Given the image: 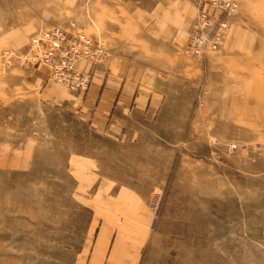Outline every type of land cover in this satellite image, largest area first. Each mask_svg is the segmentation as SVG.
Instances as JSON below:
<instances>
[{
	"label": "rangeland",
	"instance_id": "rangeland-1",
	"mask_svg": "<svg viewBox=\"0 0 264 264\" xmlns=\"http://www.w3.org/2000/svg\"><path fill=\"white\" fill-rule=\"evenodd\" d=\"M234 1L215 41L190 0H0V264H264V0ZM52 26L86 90L22 58ZM121 74L150 105L96 108Z\"/></svg>",
	"mask_w": 264,
	"mask_h": 264
},
{
	"label": "built area",
	"instance_id": "built-area-1",
	"mask_svg": "<svg viewBox=\"0 0 264 264\" xmlns=\"http://www.w3.org/2000/svg\"><path fill=\"white\" fill-rule=\"evenodd\" d=\"M198 11L196 17L203 26L211 30L218 41L221 34L226 30L227 22L217 17L211 20L208 10L214 9L219 14L227 13L235 7L234 0H190ZM219 15V16H220ZM199 24V22H198ZM198 31V29H197ZM204 38V35H200ZM194 38L193 53L199 54L203 49V38ZM73 43L70 38L58 27H49L39 31L30 38L28 49L23 54L26 63L40 62L49 70V75L58 84L66 87L70 91L79 92L87 89L89 84V74L80 71L77 62L83 58L87 51L80 53L77 48L89 43V39L82 35L74 34ZM76 43V47L74 46ZM216 43L212 44L215 47Z\"/></svg>",
	"mask_w": 264,
	"mask_h": 264
},
{
	"label": "crops",
	"instance_id": "crops-1",
	"mask_svg": "<svg viewBox=\"0 0 264 264\" xmlns=\"http://www.w3.org/2000/svg\"><path fill=\"white\" fill-rule=\"evenodd\" d=\"M131 76L132 75L130 74H128V76L126 74H121L119 76L110 75L107 78H104L101 82H92L91 87L89 88L90 90L93 86L90 101H92L93 104L97 101L96 108L101 107L100 102L103 103L104 108L105 105L108 106L111 102H115L112 107H115L120 103L119 110L122 111L125 109L123 106H129V104L131 105V102L136 101H140L139 103L141 104V101H144V98L146 100L145 105L147 106V103L150 105L154 93H156L153 89V84L151 83L150 86H148V89L143 91V87L138 82V79L136 78L133 80ZM139 103H136L135 107L139 108ZM109 108L110 107H107L106 109ZM109 111L112 112V110ZM94 114L98 115L97 112ZM104 114L105 113H102V115Z\"/></svg>",
	"mask_w": 264,
	"mask_h": 264
}]
</instances>
